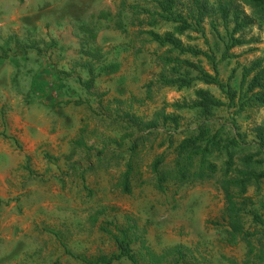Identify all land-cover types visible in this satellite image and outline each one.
I'll list each match as a JSON object with an SVG mask.
<instances>
[{
	"label": "rangeland",
	"instance_id": "rangeland-1",
	"mask_svg": "<svg viewBox=\"0 0 264 264\" xmlns=\"http://www.w3.org/2000/svg\"><path fill=\"white\" fill-rule=\"evenodd\" d=\"M124 1L144 0H0V57L7 56L0 59V264H83L68 253L116 251L101 226L123 223L128 216L147 230V242L156 252L182 244L201 264H243L246 258L244 242H228L222 220L225 194L217 179L171 184L165 192L137 182L127 195L114 187L123 169L120 153L124 148L100 157V148L86 151L73 144L82 136L89 145L120 136V129L132 124L126 109L147 123L165 107L167 113L183 115L180 131L203 124L212 132L220 130L223 138L240 135L242 146L235 156L239 167L244 155L258 150L254 128L263 121L264 108L249 109L234 119L225 108L208 117L174 111L171 105L192 101L196 88L221 95L201 84L183 90L161 87L157 78L164 50L145 42V35L138 36L139 26H133L129 18L126 32L116 27ZM207 1L205 37L191 32L192 38L182 40L220 55L222 42L211 23H217L225 35L212 9L223 0ZM235 4L253 20L241 34L252 41L233 49L237 56L220 65L223 80L234 69L240 79L244 65L264 60V20L251 6ZM102 11L112 18L100 19ZM89 22L98 28L96 40L88 44L97 50L99 56L93 62L101 74L88 89V76L80 63V38L81 26ZM52 42L55 46L47 49ZM150 83L152 99L147 97ZM159 130L156 146L165 135L164 128ZM151 145L143 152L146 178L151 176L148 164L163 151ZM214 159L222 168L225 155L219 157L216 152ZM257 169L263 170L264 164ZM249 192L254 208L264 216V181ZM98 211L104 214L94 224L91 216ZM247 225L262 229L250 218ZM115 264L130 262L123 259Z\"/></svg>",
	"mask_w": 264,
	"mask_h": 264
},
{
	"label": "trees",
	"instance_id": "trees-1",
	"mask_svg": "<svg viewBox=\"0 0 264 264\" xmlns=\"http://www.w3.org/2000/svg\"><path fill=\"white\" fill-rule=\"evenodd\" d=\"M239 2L254 8L260 19L264 20V0H223L213 5L212 9L218 14L225 29V35L222 36L218 24L212 21V31L217 39L221 40L223 46L220 55L211 48L204 50L185 45L182 40L184 36L192 38L191 32L205 37L203 20L209 6L207 0H189L188 3L184 0L123 2L116 27L126 32L125 24L129 18L133 26H139L138 36L145 35L147 37L145 42L154 43L164 50L159 55L162 65L157 78V83L161 87L183 90L201 84L217 89L221 95V98L217 97L208 88H196L192 101L175 102L171 105L175 112H196L208 117L214 115L216 110L225 108L233 113L234 119L235 116L249 109L264 108L263 59L244 65L241 68L240 79L236 69L226 80L220 77V65L224 62L229 63L237 56L232 50L248 45L252 41L241 36L251 26L253 20L235 4ZM99 18L110 20L112 14L102 11ZM165 26L169 29L161 32L160 29ZM97 30L96 25L91 22L81 26L84 35L80 38V52L83 59L80 63L88 76L86 83L88 89L101 74L93 62L99 56L97 50L91 49L88 44L96 40ZM205 42L208 44V40ZM55 44L52 42L46 48H52ZM27 52V49L23 51L24 54ZM147 87V97L152 99L153 84L150 83ZM125 116L132 124L121 128L120 136L107 137L98 145L96 143L89 145L82 136L73 144L86 151L100 148V157L107 152L124 148L120 153L125 160L123 169L114 187L127 195L133 193L137 182L142 185L151 184L160 192H165L171 184L180 186L189 182L217 179L225 194L222 220L226 222L225 232L229 244L244 242L247 245L248 251L243 264H264V216L254 208L256 203L249 194L251 187H259L264 181V169L261 171L257 169L264 164V119L254 128L257 152L244 155L243 167H239L235 156L237 149L242 146L240 135L223 138L220 130L212 132L210 128L199 124L193 129H184L188 133L177 141V137L185 132L179 130L183 119L181 113H167L164 107L161 111L155 112L153 120L147 123L138 116L134 118L129 109L125 110ZM111 122L119 124L116 120ZM233 122L235 127L236 120ZM160 127L165 129V135L156 146L155 141ZM126 141L128 142L125 144ZM150 143L152 147L163 151L148 164L151 176L146 178L143 171V152ZM216 152L219 157L225 155L222 168L214 159ZM81 178H84V174ZM101 214H104V211H98L91 216L94 224L98 222ZM247 218L252 219V224L262 229L248 226ZM105 223L108 224H103L101 230L114 243L116 251L91 255L68 254L83 264H115L123 259L130 264H201L200 260L182 244L156 252L147 242V230L141 229L136 220L129 216L123 223L114 221ZM215 224L220 226L218 222ZM232 262L237 264L235 261Z\"/></svg>",
	"mask_w": 264,
	"mask_h": 264
}]
</instances>
